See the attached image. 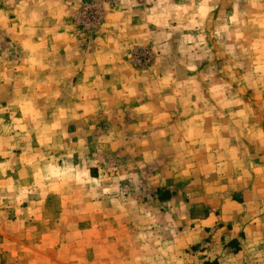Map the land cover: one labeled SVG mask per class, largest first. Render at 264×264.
<instances>
[{"label":"crops","instance_id":"1","mask_svg":"<svg viewBox=\"0 0 264 264\" xmlns=\"http://www.w3.org/2000/svg\"><path fill=\"white\" fill-rule=\"evenodd\" d=\"M82 1L7 0L1 17L0 24L22 56L13 68L0 67V105L21 106V112L0 118V264H264L263 157L261 163L246 164L240 163L246 157L215 160L204 175L202 188L196 185L202 176L190 175L189 160L193 159H185L182 167L187 169L182 173L166 171L163 181H158L159 174L149 178L152 199L161 210L151 208L143 215L142 205L133 210L127 207V197L137 200L147 193L137 182L130 197L125 193L129 165L127 154L123 155L142 152L139 137L149 140V151L158 150L159 143L175 136L181 138L172 149L176 146L178 150L184 143L197 152L205 147L199 139L188 141L186 121L196 115H185L183 96L174 89L166 88L159 95L161 82L149 83V88L146 81L141 82L135 96L123 102L109 96L111 88H121L126 82L114 78V61L107 48L120 52L133 41L129 38L156 39L159 21L148 9L158 6L159 0H121L107 15L98 38L101 46L94 42L86 48L78 45L67 25L74 5L78 7ZM14 69L20 72V79H8ZM30 72L41 78L30 82L25 78ZM30 86L57 92L52 97L34 96L23 90ZM4 88L15 94L4 93ZM150 90L151 97L147 96ZM19 91L23 93L19 95ZM80 92L81 96H75ZM73 98V103L85 105L81 107L84 111H67L64 105ZM46 102L55 105L53 114L40 107ZM210 130L208 137H214ZM98 136L105 137V153L113 152L112 159L99 161L93 149L91 155L87 143ZM258 147L264 150V137ZM248 156L247 161L253 160L252 154ZM87 160L94 163L81 175V165ZM222 164H234L232 171L226 175L217 171ZM115 184L117 203L110 204ZM165 190L172 196L162 200L160 194ZM131 213L140 218L136 222L140 229L145 215L150 216V228L157 226L154 217L166 221L161 228L165 232L160 241L165 249L162 255L159 257V245H151L155 253L149 259L141 255L145 246H134L137 258L125 259L127 252L120 246L117 253L124 259H90L95 247L88 236L110 231V214L125 217ZM168 229L177 234L176 239ZM150 234L156 240L161 236L156 230ZM67 247L76 255L81 249L80 259L72 253L71 259H63Z\"/></svg>","mask_w":264,"mask_h":264},{"label":"rangeland","instance_id":"2","mask_svg":"<svg viewBox=\"0 0 264 264\" xmlns=\"http://www.w3.org/2000/svg\"><path fill=\"white\" fill-rule=\"evenodd\" d=\"M120 1L83 0L78 7L74 5L73 12L67 18V25L79 41L78 45L86 48L95 42L100 43L101 46L102 42H99L98 38L103 33L107 15ZM5 6H7V0H0V21ZM148 10L159 21L156 39L141 41L129 38L133 41L127 47H122L120 52L107 48V55L114 61L116 74L114 78L126 82V85L121 88H111L109 96L123 102L135 96L139 91L140 83L144 81L147 83V88L149 83L161 82L162 86L158 88L159 95H164L166 88L174 89L175 94L179 93L183 96L185 115L187 117L196 115L195 118L186 121L185 131L190 132L191 136L188 141L192 138L195 141L199 139L200 144L205 147L202 149L205 150L197 152L190 143L178 145L180 147L178 150L175 149L176 146L172 149L173 143H177V139L181 138L175 136L173 140L159 143L158 150L149 151V140L145 139V136L139 137L144 148L142 152L140 154L136 152L138 156L135 152H126L123 157L127 154L126 165H129L126 168L129 173V180L126 177L129 181H126L127 196L130 197V194L135 191V182L141 183L143 192H147L137 200L134 198L129 200L127 197L126 205L128 204L127 207L132 210L137 207V204L142 205L143 215L147 214L148 209L151 208L161 210L160 204L152 199L151 186L150 188L148 186L151 183L149 178L159 174L158 181H163L166 171L168 174L182 173L187 169L182 167L185 159H193L189 160V164H192L190 175L202 176L196 183L202 188L205 184L204 175L209 174L215 160L221 162L233 160V157H246V160L240 162L246 164L261 163L260 159L264 158V150L258 147L264 137V0H159L158 6L152 5ZM161 19H164V22ZM4 28L6 29L0 24V67L13 68V63H19L22 55ZM119 61L123 64L122 66ZM4 63L7 65L4 66ZM184 66L189 69V74L186 73L187 68L184 71L180 69ZM19 75L20 72L14 69L8 79L15 77L20 79ZM37 76L36 72H30V75L25 78L31 82L41 78ZM6 79V77L1 78L3 81ZM1 90L4 93L15 94L10 91V88ZM23 90L34 96L50 97L57 92L54 88L34 86ZM22 93L18 92L19 95ZM81 95V92L75 94V96ZM152 95L151 90L147 91V96ZM72 100L67 99L64 105L67 106V111H84L81 108L85 106L84 104L73 103L76 101L75 98ZM48 103L40 107L51 110L50 113L53 114L55 105ZM117 104L114 106L116 107ZM20 109L21 106L16 104L0 105V118L12 112H21ZM120 122L123 120H117V123ZM210 129L214 137L211 135L208 137ZM3 132L8 133L7 130ZM207 138L208 141H206ZM66 140L70 139L66 138ZM81 143L86 145L84 142ZM87 144H89L87 147L91 149V155L96 153L95 156L99 161L112 159L113 152L105 153L104 136H98ZM249 154L253 155L251 161H247ZM114 156L115 160H118L117 153L114 152ZM92 163H94L92 160H87L81 165V175H84L82 172ZM166 165H171L173 168L168 170ZM233 166L234 164H222L215 168L226 175L232 171ZM215 168H212L213 171ZM135 169H139L135 172L136 180L133 178ZM113 171L118 170L114 168ZM179 177L182 178V176ZM115 185L116 190H110L114 198V200L109 199L110 204L117 203V198L114 196L119 193V189L117 184ZM149 218L150 216L146 215L142 218L141 227L143 228L140 229L136 223L140 218L134 213L125 217L110 214L108 217L110 231L94 232L88 236L95 247V252L91 253L90 259H124V256L125 259H135L137 253L134 252V246L136 248L145 246L147 250L140 249L143 251L141 255H147L149 259L148 256L152 257L151 253H155V250L151 251V245H159L160 257L165 251L161 249L160 241L165 235L161 228L166 221L161 217H154L152 222L157 226L150 228ZM140 230H142L141 233ZM154 230L161 235L157 240L154 238L155 235L150 234V231ZM168 232L173 239H176L175 232L169 229ZM102 245L105 248H96ZM120 246L121 249L126 250V255L120 256L117 253V248ZM73 251L75 250H69L68 247L63 249L62 258L71 259L70 254ZM80 252L81 249H77V255L72 254L80 259L82 256Z\"/></svg>","mask_w":264,"mask_h":264},{"label":"trees","instance_id":"3","mask_svg":"<svg viewBox=\"0 0 264 264\" xmlns=\"http://www.w3.org/2000/svg\"><path fill=\"white\" fill-rule=\"evenodd\" d=\"M172 196V193L168 190L162 191L160 194V199L166 200L169 199Z\"/></svg>","mask_w":264,"mask_h":264}]
</instances>
